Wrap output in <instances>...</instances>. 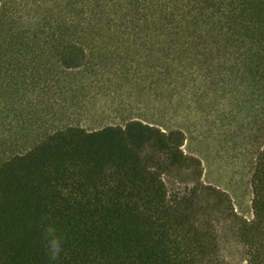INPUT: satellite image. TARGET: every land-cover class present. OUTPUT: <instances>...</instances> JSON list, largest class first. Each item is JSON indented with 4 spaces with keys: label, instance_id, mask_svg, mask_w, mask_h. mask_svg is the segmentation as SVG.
I'll list each match as a JSON object with an SVG mask.
<instances>
[{
    "label": "trees",
    "instance_id": "obj_1",
    "mask_svg": "<svg viewBox=\"0 0 264 264\" xmlns=\"http://www.w3.org/2000/svg\"><path fill=\"white\" fill-rule=\"evenodd\" d=\"M127 6L150 13L133 25L153 29L155 69L178 77L180 69L227 67L236 85H264V0ZM86 59L75 45L60 54L65 70ZM184 142L182 130L132 120L94 131L69 126L0 158V264H222L216 227L233 215L231 200L201 183L200 161ZM173 173L185 187L170 193L164 177ZM251 185L252 220L237 223V238L247 264H264V146ZM48 225L65 237L55 262Z\"/></svg>",
    "mask_w": 264,
    "mask_h": 264
},
{
    "label": "rangeland",
    "instance_id": "obj_2",
    "mask_svg": "<svg viewBox=\"0 0 264 264\" xmlns=\"http://www.w3.org/2000/svg\"><path fill=\"white\" fill-rule=\"evenodd\" d=\"M129 1L1 0L0 158L69 126L94 131L139 120L182 130L184 153L200 161L201 183L231 200L233 215L216 227L222 264H247L236 229L252 220L264 85H236L227 67L210 73L203 65L194 75L180 69L178 77L155 69L153 29L133 25L150 13ZM69 45L86 50L79 70L61 66ZM181 176L164 177L170 193L184 189Z\"/></svg>",
    "mask_w": 264,
    "mask_h": 264
},
{
    "label": "clouds",
    "instance_id": "obj_3",
    "mask_svg": "<svg viewBox=\"0 0 264 264\" xmlns=\"http://www.w3.org/2000/svg\"><path fill=\"white\" fill-rule=\"evenodd\" d=\"M45 247L49 256V260L55 262L59 259L63 251L65 237L59 233L53 225L43 228Z\"/></svg>",
    "mask_w": 264,
    "mask_h": 264
}]
</instances>
